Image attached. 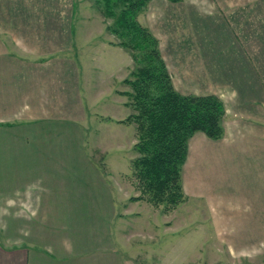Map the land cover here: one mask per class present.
I'll use <instances>...</instances> for the list:
<instances>
[{"label":"rangeland","instance_id":"obj_1","mask_svg":"<svg viewBox=\"0 0 264 264\" xmlns=\"http://www.w3.org/2000/svg\"><path fill=\"white\" fill-rule=\"evenodd\" d=\"M92 4V0H0V49L50 59L49 66H65L67 61L77 68L83 161L91 160V178L99 176V195L114 200L111 225L121 259L127 264H264V234L248 233L251 222H261L249 219L259 213L257 196L248 199L234 193V187L203 188L184 164L183 199L175 209L165 212L163 205L130 201L139 196L131 170L135 127L119 135L121 127L106 122L132 113L130 107L119 105L129 103V98L118 93L129 92L123 80L134 63L106 31L111 19ZM137 22L157 40L176 91L218 97L225 111L223 130L230 136L253 133L251 125L229 119H264V112L251 107L239 87L241 79L246 80L245 70L251 68L264 85V0H150ZM117 96L122 98L119 102ZM18 207L24 216H32L26 204ZM25 220L13 224L19 242L25 238L21 233ZM3 230L0 242L12 245L16 235L7 239Z\"/></svg>","mask_w":264,"mask_h":264},{"label":"crops","instance_id":"obj_2","mask_svg":"<svg viewBox=\"0 0 264 264\" xmlns=\"http://www.w3.org/2000/svg\"><path fill=\"white\" fill-rule=\"evenodd\" d=\"M51 63L0 49V228L7 239L16 235L12 245L0 242V264H127L115 245L114 200L99 195V176L91 178V160L83 161L77 68L67 61L65 66ZM245 71L246 80L241 79L239 86L242 96L264 112V85L257 71ZM117 97L119 102L122 98ZM127 116L110 117L106 123H117L119 135L131 133L133 125L120 123ZM229 120L251 125L253 133L230 136L224 128L218 141L196 133L189 140L185 164L203 188L234 187V193L248 199L259 197L255 210L259 213L249 219L262 224L251 222L248 233L262 235L264 119ZM127 147L130 151L129 141ZM19 203L26 204L32 216L19 212ZM23 219L25 238L19 242L13 224Z\"/></svg>","mask_w":264,"mask_h":264},{"label":"trees","instance_id":"obj_3","mask_svg":"<svg viewBox=\"0 0 264 264\" xmlns=\"http://www.w3.org/2000/svg\"><path fill=\"white\" fill-rule=\"evenodd\" d=\"M150 0H92L94 7L112 23L106 31L117 39L114 44L130 53L134 68L123 80L129 92L132 113L120 123L135 127L136 158L131 164L139 196L163 210L182 202V168L189 140L202 133L208 139L223 138L224 107L214 95H182L175 90L158 48L157 40L137 22V16ZM178 2L180 0H169Z\"/></svg>","mask_w":264,"mask_h":264}]
</instances>
